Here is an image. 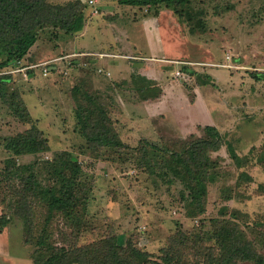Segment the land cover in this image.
I'll return each instance as SVG.
<instances>
[{
    "label": "rangeland",
    "instance_id": "374dc122",
    "mask_svg": "<svg viewBox=\"0 0 264 264\" xmlns=\"http://www.w3.org/2000/svg\"><path fill=\"white\" fill-rule=\"evenodd\" d=\"M49 1L63 3L69 0ZM82 1L86 5L87 20L91 19L95 10L87 0ZM96 2L97 15L102 20L125 14L118 9V0ZM178 8L182 9V14H172L180 33L189 40L191 54L176 58L190 63L175 67L183 73L184 68L195 73L187 70L189 78L183 79L167 73L172 66H161L166 70L161 87L156 81L148 83L156 95L151 96L154 100L150 101L139 102L140 93L129 90L133 86L132 78L142 83L141 77L132 73L129 82L113 79L111 69L114 66L123 76L133 70L131 60L134 59L95 56L92 61L103 58L113 66L108 70L101 65L89 68L88 61L84 65L85 60L80 58L86 55H79L73 63L66 56L71 50L53 52L59 45L55 36L41 32L38 48L32 46L36 48L34 58L28 60L35 64L60 57L50 63L56 64L57 69L47 75L42 73L41 67L32 68L27 76L21 71L6 72L4 74L12 77L4 91L10 93L14 88L17 91L23 88L22 96L32 122L47 139L48 149L16 156L15 161L25 164L39 158L51 159L55 152L69 151L81 164V179L89 188L79 243L114 235L118 244L132 239L142 249L159 255L171 235L180 230L206 232L211 229L210 216L214 217L224 209V215L227 218L235 216L238 226L264 254V0H192ZM135 10L139 14L153 13L145 7L136 6ZM126 13L131 16L130 11ZM189 24H195L194 30ZM103 27L99 31L105 35L107 30ZM62 35H66L67 41L60 42V46L73 43L74 34ZM122 52L127 53L121 50L109 53ZM13 66L11 61L1 70ZM96 84L99 87L95 88ZM74 85H79L83 93L98 96L118 136L127 146H135L140 139H145L174 149L188 140L205 136V124L214 125L224 142L210 152L218 166L215 168L216 180L208 184L205 212L188 216L181 195L182 191L186 194L182 181L151 173L146 166L145 169L143 166L137 168L132 160H124V151L113 152L108 147L99 156H92L74 128ZM29 126L30 123L13 114L7 99L0 95V172L10 155L4 148L3 138L23 132ZM231 151L236 153L240 167ZM152 155L150 152L149 156ZM241 171L245 175L239 178ZM3 179L0 173V264H35L33 244L26 241V221L11 206V196H4L7 189ZM237 181H241L238 186L235 185ZM51 227L60 241L63 238L56 232L70 230L68 222L60 216L52 221ZM65 238L69 240L67 235ZM187 257L192 259L190 255ZM237 264L253 262L239 261Z\"/></svg>",
    "mask_w": 264,
    "mask_h": 264
},
{
    "label": "trees",
    "instance_id": "16d2710c",
    "mask_svg": "<svg viewBox=\"0 0 264 264\" xmlns=\"http://www.w3.org/2000/svg\"><path fill=\"white\" fill-rule=\"evenodd\" d=\"M190 1L118 0L120 3L145 7L153 13L164 6L179 14H182V9L178 7ZM87 17L86 5L82 0L63 3L0 0V70L10 65L11 61L15 63L25 57L40 38L41 32L55 37L59 32L79 34L85 27ZM189 25L194 30L195 24ZM80 58L88 61L89 68L93 67L91 56ZM73 59L71 61L74 63ZM28 72L31 73L32 68ZM3 74L0 72V95L7 99V106L13 114L23 122L30 123V126L23 132L3 138L4 148L10 155L0 173L7 189L4 196H11V206L26 221V241L33 244L32 259L35 264H237L239 261L264 264V254L257 250L255 242L238 226L235 216H231L232 219L224 215V209L219 210L216 216H210L211 229L206 232L180 230L171 235L169 243L161 248L159 255L142 249L132 239L118 244L114 235L79 243L89 188L81 179V164L69 151L55 152L51 159L39 158L25 164L15 161L16 156L47 150L48 143L38 125L32 122L22 91L15 88L10 93L4 91L12 76ZM142 80L141 83L132 78L133 86L130 88L140 93L141 98L156 96L155 90L148 86L150 80L143 77ZM72 93L76 119L74 128L84 139L92 156H99L108 147L113 152L124 151V160H132L137 168L143 166L145 169L146 166L151 173L157 172L161 177L182 181L186 194L182 191L181 195L188 216L205 212L208 184L217 178L215 168L218 163L210 152L217 150L224 142L221 132L214 125L205 124V136L188 140L174 149L145 139H140L135 146H127L118 136L106 107L100 103L97 95L83 93L79 85L73 86ZM150 152L152 156H149ZM231 156L240 167L234 151H231ZM244 175L245 172L241 171L239 178ZM240 182L237 181L235 185H240ZM59 216L68 222L70 228L65 233L61 230L56 232L63 241L57 239L51 227L52 221ZM35 218L38 220L34 221ZM66 235L69 240H66Z\"/></svg>",
    "mask_w": 264,
    "mask_h": 264
},
{
    "label": "crops",
    "instance_id": "0c3cea01",
    "mask_svg": "<svg viewBox=\"0 0 264 264\" xmlns=\"http://www.w3.org/2000/svg\"><path fill=\"white\" fill-rule=\"evenodd\" d=\"M133 6L135 5L120 3L118 9H121L125 14L115 15L112 16V18L105 17L106 19L104 18L102 20V18H98L97 14L99 8L97 7L96 2V14L94 13V17L86 20L85 27L81 33L74 34L73 43L71 41L65 46H60V42H65L64 40H66V35H62L63 32L57 33L55 39L56 43L59 45L56 49L53 45V52L71 50V53L87 52L93 54L97 52H115L121 50L127 52H122L123 56L134 59L131 60L133 62L131 66L133 67V70L128 71L122 76L120 71L117 70L115 66L113 69L109 68L113 70L112 76L114 80L119 79L123 82L124 80L129 82V80H131V74L134 73L135 76L137 75L141 78L143 77L152 82L156 81L158 86H160V83H163V75H165L166 71L164 68H161V66L164 65L163 67H165V64L167 66H172L167 73L173 75L175 68H179L175 66L179 64L172 60L191 54L189 49V40L186 36H184V34L180 33L179 24L173 16L174 13L172 9L162 6L156 13L139 14L135 10L136 6ZM104 9H102L101 12H103ZM128 11L131 12V16L126 13ZM101 26H104L103 29L107 30V36L106 34L103 35V31H99L101 30ZM37 43H39V41H36L32 46H36ZM38 45L36 48H38ZM33 49L34 48L31 47L28 54L21 58L22 64L32 63L28 59L33 57V52H35V49ZM90 50L91 52H89ZM42 58L37 57V59L40 60H42ZM103 58L98 60L93 58L94 60L92 61V66L101 65V67L104 66V69H107L109 66H113L111 62ZM28 69L26 70L27 73ZM186 73L187 71L185 69L184 73L180 77L183 79L189 78V75ZM97 86L99 87L98 84L94 85L95 88H97ZM129 90L133 91L131 88ZM21 91L22 94L23 88H21ZM150 100L154 99H152L151 96H147L145 98H140L139 102Z\"/></svg>",
    "mask_w": 264,
    "mask_h": 264
},
{
    "label": "built area",
    "instance_id": "2783aa9c",
    "mask_svg": "<svg viewBox=\"0 0 264 264\" xmlns=\"http://www.w3.org/2000/svg\"><path fill=\"white\" fill-rule=\"evenodd\" d=\"M87 2L89 3V5H91L93 7V10H95V12H96L97 11V9L95 7L96 0H87ZM87 54H89L88 56H93V57H95V56H98V57H104V56H113V57L123 56V54L109 53V52H99V53H93V54H91V53H85V52H73V53L67 54L66 56L70 57L69 60L71 61V58L73 59L75 57H79V55H87ZM226 57L229 58V55H227ZM59 58L56 57V58H53L51 60H45V61H42V62H39V63H35V64L34 63H31V64H22L21 63V59H19V60H16L15 61L14 66L12 68H7V70H0V72L1 73H6V72H9V71H16V72L21 71L22 74H24L25 76H27V71L26 70L28 68L41 67L42 68V73L44 75H47L51 71L52 68L57 69V65L56 64H50V63L53 62V61H56ZM174 62L178 63L179 65L180 64L186 65L187 63H190V61H183V60H174ZM82 63L85 65V64H87V61H83ZM198 64L207 65L208 63L198 62ZM221 65H223V66H230L231 64H221ZM99 70H102V69L99 68ZM182 74H183V71L180 68H175V70L173 71V75L174 76L180 77Z\"/></svg>",
    "mask_w": 264,
    "mask_h": 264
}]
</instances>
